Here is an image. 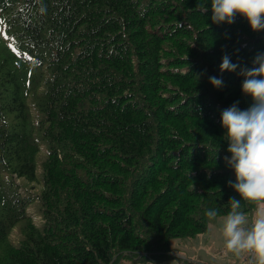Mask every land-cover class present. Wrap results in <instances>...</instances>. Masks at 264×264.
Masks as SVG:
<instances>
[{
  "label": "trees",
  "instance_id": "obj_1",
  "mask_svg": "<svg viewBox=\"0 0 264 264\" xmlns=\"http://www.w3.org/2000/svg\"><path fill=\"white\" fill-rule=\"evenodd\" d=\"M197 3L0 0V264H159L240 199L220 112L252 100L219 64L251 66L264 31Z\"/></svg>",
  "mask_w": 264,
  "mask_h": 264
},
{
  "label": "clouds",
  "instance_id": "obj_2",
  "mask_svg": "<svg viewBox=\"0 0 264 264\" xmlns=\"http://www.w3.org/2000/svg\"><path fill=\"white\" fill-rule=\"evenodd\" d=\"M209 5L213 24H231L241 15L253 31H264V0H200L196 7L207 13ZM225 70L243 77L241 91L251 97L252 103L241 109L239 101H234L220 112L222 139L227 142L230 153L223 159L235 176L227 184L240 196V199L229 198L230 211L224 220L222 235L230 252L237 256L251 253L252 264H264V209L257 210L250 224L240 210L242 200L248 203L264 200V51L252 58L251 66L235 63L225 53L219 71ZM208 80L216 88L224 86L220 76H209ZM216 215L214 208L205 211L208 218Z\"/></svg>",
  "mask_w": 264,
  "mask_h": 264
},
{
  "label": "rangeland",
  "instance_id": "obj_3",
  "mask_svg": "<svg viewBox=\"0 0 264 264\" xmlns=\"http://www.w3.org/2000/svg\"><path fill=\"white\" fill-rule=\"evenodd\" d=\"M41 148L42 150L39 152L37 158L38 171H41L42 169V160L46 156L48 145L42 143ZM3 178L5 184L10 183L11 176L8 172H3ZM23 185L25 184L23 183ZM24 189L22 190L24 191ZM260 204L261 202L259 205ZM38 211H40V204L35 202L31 205L30 212L36 217V219H38V223H40ZM226 217L227 215H223L210 219L207 232L194 238L172 239L171 253L173 254V257L168 258L159 264H249L252 260L251 253L244 252L237 256L225 247L222 226ZM245 217L249 224L254 220L253 213H249L245 215ZM213 241L215 242L214 246L210 247V244ZM175 255L182 256L183 258L176 257ZM118 264H140V261L123 257L119 260Z\"/></svg>",
  "mask_w": 264,
  "mask_h": 264
},
{
  "label": "crops",
  "instance_id": "obj_4",
  "mask_svg": "<svg viewBox=\"0 0 264 264\" xmlns=\"http://www.w3.org/2000/svg\"><path fill=\"white\" fill-rule=\"evenodd\" d=\"M258 209H264V202H261V204L257 207V209L253 212V216L255 218V214L257 212ZM214 241L210 244V247H213L214 246ZM192 249H193V246H192ZM176 257H179V258H183L182 256H178V255H175Z\"/></svg>",
  "mask_w": 264,
  "mask_h": 264
},
{
  "label": "built area",
  "instance_id": "obj_5",
  "mask_svg": "<svg viewBox=\"0 0 264 264\" xmlns=\"http://www.w3.org/2000/svg\"><path fill=\"white\" fill-rule=\"evenodd\" d=\"M252 258V257H251ZM249 264H252V260L249 262Z\"/></svg>",
  "mask_w": 264,
  "mask_h": 264
}]
</instances>
